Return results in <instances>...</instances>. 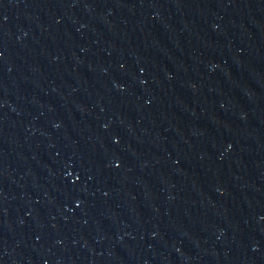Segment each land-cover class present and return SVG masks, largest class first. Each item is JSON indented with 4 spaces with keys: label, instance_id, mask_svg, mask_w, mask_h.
<instances>
[{
    "label": "water",
    "instance_id": "95a60500",
    "mask_svg": "<svg viewBox=\"0 0 264 264\" xmlns=\"http://www.w3.org/2000/svg\"><path fill=\"white\" fill-rule=\"evenodd\" d=\"M0 264H264V0H0Z\"/></svg>",
    "mask_w": 264,
    "mask_h": 264
}]
</instances>
